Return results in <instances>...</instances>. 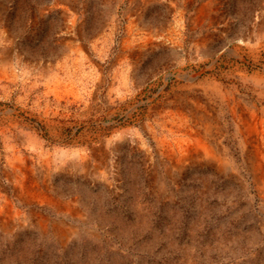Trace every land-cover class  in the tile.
I'll return each mask as SVG.
<instances>
[{
    "label": "rangeland",
    "instance_id": "rangeland-1",
    "mask_svg": "<svg viewBox=\"0 0 264 264\" xmlns=\"http://www.w3.org/2000/svg\"><path fill=\"white\" fill-rule=\"evenodd\" d=\"M0 264H264V0H0Z\"/></svg>",
    "mask_w": 264,
    "mask_h": 264
},
{
    "label": "bare ground",
    "instance_id": "bare-ground-1",
    "mask_svg": "<svg viewBox=\"0 0 264 264\" xmlns=\"http://www.w3.org/2000/svg\"><path fill=\"white\" fill-rule=\"evenodd\" d=\"M136 47V46H135ZM138 52V51H137ZM173 140V139H172ZM188 145V144H187ZM201 146V148H202V152H203V154H205V155H210V153H209V151L201 144L200 145ZM199 150V149H198ZM9 174V173H8Z\"/></svg>",
    "mask_w": 264,
    "mask_h": 264
}]
</instances>
